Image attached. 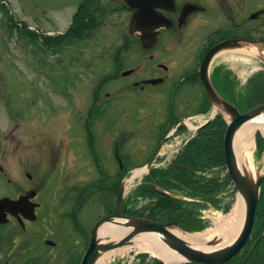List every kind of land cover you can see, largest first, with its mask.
Masks as SVG:
<instances>
[{
  "label": "flooded vegetation",
  "instance_id": "flooded-vegetation-1",
  "mask_svg": "<svg viewBox=\"0 0 264 264\" xmlns=\"http://www.w3.org/2000/svg\"><path fill=\"white\" fill-rule=\"evenodd\" d=\"M162 6L157 10L168 25L158 31V50L130 54L118 48L93 54L89 62L96 64L94 81L87 88L63 90L56 114L35 117V106H42L35 103L25 106L29 114H15V129L5 136L9 158H0V201L11 202L0 212V264H80L94 224L113 213L130 170L146 165L164 138L188 137L185 121L194 126L210 119L212 105L199 74L205 54L219 48L209 66L210 83L233 106L241 101L237 65L229 67L226 58L264 57V0H167ZM83 19L81 28L67 30L70 38L81 39L98 29L97 20ZM254 80L258 74L245 83ZM220 115L218 111L213 121ZM136 136L152 137L150 147L154 139L155 146L146 152L143 140L132 148ZM184 149L170 163L157 155L150 171H155L161 189L179 198L173 200L172 213L178 216L176 226L186 228L189 208L210 204L201 188H189L175 176L180 169L174 165L186 168L180 174L205 170L200 163H183L188 159ZM128 195L120 203L122 217L136 216L129 211ZM157 198L159 214H165L166 198ZM191 199L192 204L184 202ZM95 204L103 209L88 216L86 206Z\"/></svg>",
  "mask_w": 264,
  "mask_h": 264
},
{
  "label": "rangeland",
  "instance_id": "rangeland-1",
  "mask_svg": "<svg viewBox=\"0 0 264 264\" xmlns=\"http://www.w3.org/2000/svg\"><path fill=\"white\" fill-rule=\"evenodd\" d=\"M82 2L87 12L94 13L96 10L102 12L98 14L102 18L98 29L85 32L87 35L80 40L70 39L61 46L57 40L51 39L49 42L48 35L53 37L64 33L73 24V17L78 11V5ZM119 7H123L122 0H0V158L4 162L8 160L10 153L9 140H6L5 136H9V133L15 129L16 113L20 117L29 114L27 110H24L25 106L35 103V105L42 104V106H35L38 110L35 117L48 113L56 114L63 98V90L72 87L81 88V86L87 88L94 81L97 70L93 67L96 64L89 62L93 54L116 51L125 45L126 39L123 32H125L129 15L125 10H117ZM31 33H34V37L30 35ZM137 41V38L127 39L125 51L138 54L140 46L136 43ZM160 51H164L163 47H160ZM251 59L253 58L244 57L239 60L236 54L226 58L229 67L237 65L235 67L240 82H245L248 76L256 73L257 70L264 69L261 62L257 59L252 62ZM259 60L264 62L263 58ZM260 83L254 96L258 101L264 102V80ZM241 93L245 98L249 91L242 88ZM255 103L259 102L255 101ZM236 106L240 111L242 110L240 103ZM147 108L149 112L154 111L153 107L147 106ZM157 109L164 111V107L159 106ZM24 119L31 120L27 117ZM43 120L46 121L48 118L45 117ZM143 140L146 142H142ZM131 141L142 142L145 143L144 145L147 143L146 152H149L156 140L154 139L151 147L152 137L148 140L144 137L138 139L136 136ZM173 141L177 144H168L165 153L168 154L181 146L178 139ZM241 157L242 166L249 177L256 179L264 174V152L261 155L257 153L255 140L254 145ZM133 173L134 171L131 175ZM143 178L142 173L128 185L127 190H134ZM236 200L237 195L235 198L232 195L227 197L226 205H230L229 211H204L201 225L205 229L190 232V234L214 230L216 218L228 215ZM263 208L264 186L260 194L259 209ZM102 209V206L98 204L87 205L85 213L95 217ZM262 221L261 218L258 220L256 230L261 226ZM173 230L182 231L180 228ZM137 254L144 253L131 249L122 256L110 257L106 264H136L137 262L133 259ZM239 259H242V255ZM149 261L146 264H150ZM233 264H239V262L236 260ZM250 264H264V240Z\"/></svg>",
  "mask_w": 264,
  "mask_h": 264
},
{
  "label": "water",
  "instance_id": "water-1",
  "mask_svg": "<svg viewBox=\"0 0 264 264\" xmlns=\"http://www.w3.org/2000/svg\"><path fill=\"white\" fill-rule=\"evenodd\" d=\"M123 1L125 4H127L129 10L132 13L130 33L132 35L138 34L141 44L144 48L153 47L156 41V31L161 25H163L159 22L155 9H163L164 6H162V3H164L166 0ZM215 50L216 49L212 50L204 57L201 64L200 77L202 86L210 102L213 105L219 107L224 116L227 117V127L223 138L225 166L227 173L237 192L241 196L245 206L243 224L236 238L227 246L215 249L210 252L195 250L186 242L178 239L170 232L169 229L174 226L173 223L168 225H159L155 222L144 219L120 217L119 205L122 196L121 188L116 198L113 214L99 220L93 227L90 244L83 256L81 264H95L100 255L112 249L128 245L133 238L143 233L156 234L164 246L166 245V247L179 255L183 259L182 262L186 263L224 264L235 257L244 247L252 231L254 216L258 204L259 189L261 184L264 182V174L254 180L248 176L246 171L243 172L238 168L234 155L233 141L236 131L243 123L264 115V103L258 105L247 113L240 114L235 107L218 98L210 86L207 76V68L211 58L215 55L213 54ZM154 157L150 160L148 166H150L154 160ZM177 168L180 167L177 166ZM10 203L11 202L6 199L1 200L0 212L2 209H6ZM2 217L3 215L0 216V220ZM120 220H122V222H120ZM107 224H111L116 227L120 226L127 231L117 240L104 244L98 233L99 230ZM263 234L264 231L249 250L242 264L247 263ZM209 244L215 245L217 242L212 241Z\"/></svg>",
  "mask_w": 264,
  "mask_h": 264
},
{
  "label": "bare ground",
  "instance_id": "bare-ground-1",
  "mask_svg": "<svg viewBox=\"0 0 264 264\" xmlns=\"http://www.w3.org/2000/svg\"><path fill=\"white\" fill-rule=\"evenodd\" d=\"M259 132L262 137L264 138V115L260 117H256L254 119L248 120L245 123H243L240 128L238 129L234 142H233V149H234V155L235 159L238 165V168L241 169V171L245 172V168H243L241 159L242 154L248 149H250L254 145V136L255 133ZM208 150L207 148L205 149ZM204 152V151H203ZM223 160L225 164V159L223 155ZM200 165L202 168L205 169H211L215 166L208 162L201 161ZM186 170L185 167H181L180 170H178L177 174L175 176L182 182L187 183V187L194 189L201 188L205 183L206 177L203 175L202 170H196L192 168L189 172L190 175L187 174H180L181 172H184ZM202 173L201 174H198ZM142 174V170H136L134 172V177H138ZM229 177V176H228ZM198 179H200V183L198 182ZM230 179V177H229ZM226 178L224 179L225 183ZM132 179L130 180L129 184L132 183ZM218 184L220 183V180H217ZM126 184H123L121 186L122 192L126 190L125 186ZM228 184H226L227 186ZM213 191L220 196V192L223 190L219 185L216 183H213L212 187ZM200 190V189H199ZM131 197L134 198V195L132 193L129 194ZM221 197V196H220ZM208 203L212 201H206ZM134 208L133 206H131ZM173 210V209H172ZM244 202L240 196H238L236 203L234 204L233 208L231 209V212L226 216H218L216 218L215 223V229L214 230H208L203 233L198 234H185L181 231L173 230L171 233L177 237L178 239L186 242L188 245H190L193 249L202 251V252H210L215 249L222 248L228 244H230L237 236L238 232L240 231V228L242 227L243 220H244ZM203 213L200 212L197 214H187L184 220L185 223L189 226H194L200 222L203 221ZM178 219V216H176L174 213H166L164 215H159L157 220H152L146 218L145 220L152 221L159 225H168L169 222L167 218H175ZM127 230L124 228H121L120 226L116 227L111 224L104 225L101 228V231L99 233V237L103 240V243H111L118 238H120ZM212 239H216L219 243L218 245L211 246L209 245V241ZM131 249H135L138 252L149 254L151 257L157 258L160 260L163 264L167 263H179L183 259L177 255L175 252L170 250L166 245L164 246L160 238L153 233H143L135 238H133L130 243L124 247H120L117 249H112L108 252H105L104 254L100 255L98 260L95 264H106L107 259H109L112 256H122L129 252ZM142 258L141 254H137L134 256V261L137 262Z\"/></svg>",
  "mask_w": 264,
  "mask_h": 264
},
{
  "label": "trees",
  "instance_id": "trees-1",
  "mask_svg": "<svg viewBox=\"0 0 264 264\" xmlns=\"http://www.w3.org/2000/svg\"><path fill=\"white\" fill-rule=\"evenodd\" d=\"M80 13L76 14V17L74 18V26L81 28L83 25V18L87 17V15L84 13L80 17ZM58 41V38L54 39ZM262 84V83H260ZM256 97V96H255ZM247 108H250V105L247 106ZM225 129L224 122L217 120L213 122L211 125H209L207 128H205L203 131L200 132L199 138L195 140L193 143L190 144L187 152L186 157L188 159H185L183 163H187V161H191V163H200L201 161L208 162L212 164L213 166H224V160H223V149H222V136ZM208 149L207 151L205 149ZM204 151V152H203ZM256 151L259 155H261L264 152V141L260 137L259 134L256 135ZM195 158L201 159L200 161L195 160ZM218 179L211 178L210 181L205 182L202 186V190L205 193V196L209 195V197L206 196V199H209L212 201L211 203L215 202L214 191L212 189L213 183H216ZM230 182L229 177H226L225 180V186ZM219 186H224L223 184H220ZM194 189V188H193ZM157 192L154 188L153 182L150 179H147L144 184L138 189L137 191V197H141L146 200H156L154 202H151L148 206L146 205V208L142 210V214H145L143 216L144 218L157 220L159 217V213H157V209L160 207V200L157 198ZM136 197V196H135ZM158 200V201H157ZM163 204L164 210H166V213H172V202L165 199ZM230 205H227L225 207V212L229 209ZM142 216V215H141ZM262 219L261 226H264V208L258 209L257 212V223L259 219ZM170 219V218H167ZM144 259V256L142 257V260ZM153 264H158L156 262H153Z\"/></svg>",
  "mask_w": 264,
  "mask_h": 264
}]
</instances>
